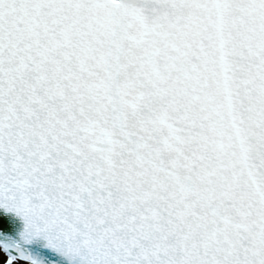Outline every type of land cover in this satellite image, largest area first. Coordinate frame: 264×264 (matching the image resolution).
I'll list each match as a JSON object with an SVG mask.
<instances>
[{
	"label": "snow or ice",
	"instance_id": "snow-or-ice-1",
	"mask_svg": "<svg viewBox=\"0 0 264 264\" xmlns=\"http://www.w3.org/2000/svg\"><path fill=\"white\" fill-rule=\"evenodd\" d=\"M0 264H264V0H0Z\"/></svg>",
	"mask_w": 264,
	"mask_h": 264
}]
</instances>
